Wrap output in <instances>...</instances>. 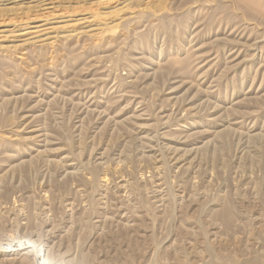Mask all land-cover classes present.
<instances>
[{"label":"rangeland","instance_id":"obj_1","mask_svg":"<svg viewBox=\"0 0 264 264\" xmlns=\"http://www.w3.org/2000/svg\"><path fill=\"white\" fill-rule=\"evenodd\" d=\"M235 1L0 0V264L261 250L264 0Z\"/></svg>","mask_w":264,"mask_h":264},{"label":"bare ground","instance_id":"obj_2","mask_svg":"<svg viewBox=\"0 0 264 264\" xmlns=\"http://www.w3.org/2000/svg\"><path fill=\"white\" fill-rule=\"evenodd\" d=\"M235 2H238L237 0L235 1ZM247 4H249V3H247ZM261 4H262V2H261ZM260 7V6H259ZM254 8H256V6L254 7ZM254 8H250V10L249 11H253L254 12ZM245 10V9H244ZM247 10V9H246ZM256 11V10H255ZM259 11V10H258ZM263 12V11H262ZM256 13V12H255ZM48 17V16H47ZM43 18V17H42ZM47 19V18H46ZM50 20V19H49ZM42 21H46V20H42ZM43 22V23H44ZM39 23H42V22H39ZM47 24V23H46ZM45 24V25H46ZM36 25V24H35ZM42 25L43 24H37L35 27H34V30L33 31H30L29 30V32H28V34L30 33V34H33V35H35V37H37V36H40V35H42L43 33H41L42 31H44L45 29H43V28H41L42 27ZM44 26V25H43ZM26 30V29H25ZM28 31V30H27ZM47 31H48V29H47ZM20 32V31H19ZM46 32V31H45ZM23 33V32H22ZM25 33V32H24ZM47 33V32H46ZM20 35V34H19ZM26 35V34H25ZM24 35V36H25ZM44 35V34H43ZM30 36V35H29ZM26 37V36H25ZM44 38H45V36H44ZM43 38V39H44ZM263 196H264V193H263ZM232 209H233V206H231L229 203H227V204H225V205H223L220 209H218V210H215V211H213L211 214L213 215V216H215L216 218H218V219H220L221 221L220 222H222V225H223V227L225 228V229H227V230H230V229H232V222H233V219H234V216H233V212H232ZM236 222V221H235ZM235 231V230H234ZM253 237H255V236H253ZM257 241H260V243H261V250H257V251H255L254 253H252L251 251H247V252H249L250 254H251V256L249 257V260H247V261H234L235 262V264H264V234H261L260 236H259V240H257ZM251 250V249H250ZM245 253H246V251H245ZM243 254V253H242ZM247 254V253H246ZM218 255V254H217ZM210 256V260L208 259V261H205L204 263H202V264H228V263H224V262H222L221 261V259L219 260V261H215V258H214V256L213 255H209ZM216 256V255H215ZM230 256V255H229ZM163 257V256H162ZM218 258H221V257H218ZM39 259V258H38ZM38 259H36L35 260V263L36 264H40L39 263V261H40V259H39V261H38ZM164 259V258H163ZM226 260V259H225ZM178 263L177 264H183V262H180L179 260L177 261ZM227 262V261H226Z\"/></svg>","mask_w":264,"mask_h":264}]
</instances>
